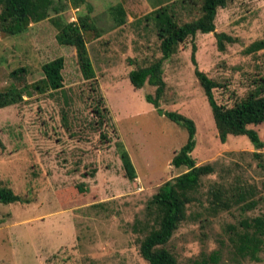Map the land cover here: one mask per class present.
<instances>
[{"label": "rangeland", "instance_id": "1", "mask_svg": "<svg viewBox=\"0 0 264 264\" xmlns=\"http://www.w3.org/2000/svg\"><path fill=\"white\" fill-rule=\"evenodd\" d=\"M52 1L63 10L49 11L19 35L0 31V92L10 87L23 92L21 101L0 109V186L28 201L0 203V264H147L138 254L143 233L137 231L149 221L147 201L185 171L169 162L186 132L165 112L193 122L191 157L213 172L201 178L199 203L186 206L185 220L164 248L176 264H212L207 262L212 253L218 264H264V252L256 261L241 258L230 240L240 232V221L264 216V146L257 160L246 137L219 141L190 62L194 44L196 68L216 83L217 105L229 108L251 94L264 96V47L249 49L254 41L264 42V0H227L216 10L212 33H196L178 45L161 66L158 111L144 99L153 96L154 87L144 83L134 89L127 78L130 70L160 57L152 23L142 21L154 0H85L88 14L68 0ZM116 4L126 15L119 27L108 11ZM85 14L92 20L91 29L82 32L93 71L88 80L80 75L74 49L56 43L51 23H74ZM214 32L234 41L219 52ZM55 58L62 59L61 87L40 94L30 85L43 78L41 65ZM17 69L23 72L10 76ZM249 128L264 142V121ZM117 142L134 168L132 181L124 177ZM224 169L252 186L253 209L233 206L215 216L203 211L208 189L222 183Z\"/></svg>", "mask_w": 264, "mask_h": 264}, {"label": "trees", "instance_id": "2", "mask_svg": "<svg viewBox=\"0 0 264 264\" xmlns=\"http://www.w3.org/2000/svg\"><path fill=\"white\" fill-rule=\"evenodd\" d=\"M69 6H83L86 14L90 6L85 0H68ZM151 1L152 11L144 15L142 21L152 23L155 37L158 41L160 57L147 66L130 70L127 74L128 82L134 89H140L144 83L154 87L153 96L146 95L145 101L158 109V102L162 96L164 82L162 80V63L176 51L178 45L186 39H192L196 33L208 34L214 31V18L217 9H223L227 0H169ZM61 4L55 5L52 0H0V31L13 36L26 31L29 24L40 22L48 18L49 11L57 14L63 10ZM113 25L119 27L125 23V11L120 4L108 9ZM78 15L74 23H60L51 20L57 29L55 41L60 46L74 49L78 70L83 79L93 78V71L86 52L82 32L91 29L92 20L88 15ZM187 19H183V17ZM184 20V21H183ZM138 23V21L136 22ZM217 51H224V44L234 40L224 33H213ZM264 47V42L254 41L249 49L257 50ZM195 46L191 44L190 62L193 65V75L202 90L205 101L210 109L214 128L220 142H224L228 135L244 136L251 144L254 152L252 157L260 160L259 150L264 142L255 130L249 128L264 121V96L249 95L232 107L217 105L212 96L216 83L207 78L196 68L194 59ZM62 59L55 58L41 65L43 78L30 87L38 93L57 90L61 87L59 72ZM23 69L14 70L10 76L14 77ZM25 89V86L23 87ZM22 90L13 87L0 92V109L14 105L21 101ZM98 119L102 118L98 107L94 108ZM165 118L183 128L186 140L174 153L169 165L172 168H185V171L162 183L147 201L146 212L148 220L137 231L143 233L138 246V254L147 264H176L174 257L164 248L178 225L186 218V206L199 203L195 197L200 187L201 178L213 172L211 165H196L191 152L195 145L194 124L188 118L174 112L163 113ZM102 120V119H101ZM100 120V121H101ZM2 144L0 143V146ZM116 152L121 163L124 177L128 181L135 178L134 168L120 143L115 144ZM225 177L222 183L211 186L206 194L208 207L203 211L208 215H217L238 206L241 212L253 209L257 203L254 199L252 186H244L240 179L231 175L229 169H224ZM232 176V177H231ZM81 189V187H79ZM28 203L15 195L9 188L0 186V203ZM239 233L230 238L235 252L241 258L251 261L257 260L259 252H264V216L245 218L239 222ZM207 262L218 264V255L212 253Z\"/></svg>", "mask_w": 264, "mask_h": 264}, {"label": "crops", "instance_id": "3", "mask_svg": "<svg viewBox=\"0 0 264 264\" xmlns=\"http://www.w3.org/2000/svg\"><path fill=\"white\" fill-rule=\"evenodd\" d=\"M150 7L153 9V7L150 5Z\"/></svg>", "mask_w": 264, "mask_h": 264}]
</instances>
